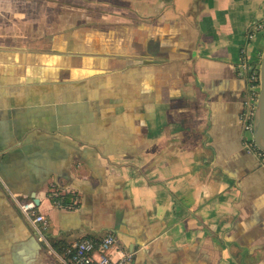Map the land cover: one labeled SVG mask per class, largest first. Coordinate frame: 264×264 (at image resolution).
<instances>
[{"label": "crops", "instance_id": "crops-1", "mask_svg": "<svg viewBox=\"0 0 264 264\" xmlns=\"http://www.w3.org/2000/svg\"><path fill=\"white\" fill-rule=\"evenodd\" d=\"M262 18L264 0H0V264H66L107 232L131 264H264L238 72ZM10 194L38 200L47 243Z\"/></svg>", "mask_w": 264, "mask_h": 264}, {"label": "built area", "instance_id": "built-area-1", "mask_svg": "<svg viewBox=\"0 0 264 264\" xmlns=\"http://www.w3.org/2000/svg\"><path fill=\"white\" fill-rule=\"evenodd\" d=\"M257 33H264V18L248 28L247 39H252ZM259 68L260 65L249 62L240 63L238 72L246 75L248 93L243 101L244 107L239 120L244 133L245 149L264 158V151L256 145L253 137L255 107L259 94ZM10 198L27 219L38 239L47 243L45 232L48 223L44 215L37 210L35 203L32 200H23L14 194H10ZM57 205L61 207L60 204ZM76 207L66 206L67 209ZM68 253L69 258L66 264H131L133 259V253L123 248L113 232H107L97 239H81L72 246Z\"/></svg>", "mask_w": 264, "mask_h": 264}, {"label": "water", "instance_id": "water-1", "mask_svg": "<svg viewBox=\"0 0 264 264\" xmlns=\"http://www.w3.org/2000/svg\"><path fill=\"white\" fill-rule=\"evenodd\" d=\"M253 137L256 145L264 151V50L259 68V94L255 107ZM34 201L38 203L35 198Z\"/></svg>", "mask_w": 264, "mask_h": 264}, {"label": "trees", "instance_id": "trees-1", "mask_svg": "<svg viewBox=\"0 0 264 264\" xmlns=\"http://www.w3.org/2000/svg\"><path fill=\"white\" fill-rule=\"evenodd\" d=\"M55 193H56V195H55ZM49 198L52 200L53 203L60 204L62 208L66 207L68 205H71L73 207H76L78 205L76 198H74L73 196L67 195V194L63 195L59 191L50 192Z\"/></svg>", "mask_w": 264, "mask_h": 264}]
</instances>
